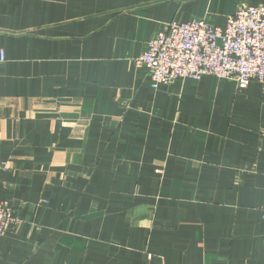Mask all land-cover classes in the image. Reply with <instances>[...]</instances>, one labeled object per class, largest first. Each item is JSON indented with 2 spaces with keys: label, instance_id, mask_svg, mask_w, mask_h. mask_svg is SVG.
<instances>
[{
  "label": "crops",
  "instance_id": "obj_1",
  "mask_svg": "<svg viewBox=\"0 0 264 264\" xmlns=\"http://www.w3.org/2000/svg\"><path fill=\"white\" fill-rule=\"evenodd\" d=\"M242 2L0 0V264H264V83L134 62Z\"/></svg>",
  "mask_w": 264,
  "mask_h": 264
},
{
  "label": "built area",
  "instance_id": "obj_2",
  "mask_svg": "<svg viewBox=\"0 0 264 264\" xmlns=\"http://www.w3.org/2000/svg\"><path fill=\"white\" fill-rule=\"evenodd\" d=\"M5 60L0 49V65ZM134 62L148 70L153 88L204 76L234 81L240 89L252 81L264 83V5L240 3L224 27L205 18L169 22ZM23 222L22 215L0 199V235Z\"/></svg>",
  "mask_w": 264,
  "mask_h": 264
}]
</instances>
